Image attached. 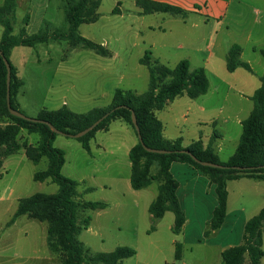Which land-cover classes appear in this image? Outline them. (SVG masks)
<instances>
[{
    "label": "rangeland",
    "instance_id": "374dc122",
    "mask_svg": "<svg viewBox=\"0 0 264 264\" xmlns=\"http://www.w3.org/2000/svg\"><path fill=\"white\" fill-rule=\"evenodd\" d=\"M35 4H40V0H36ZM46 4L50 6L49 11L54 22L50 32L57 34L67 31L65 14L60 9L61 0H46ZM110 6L111 1L106 0L100 8L103 20L97 24L84 25L80 34L97 40L110 35V28L105 26L107 24L105 19L110 17L108 15ZM25 15L26 10L19 9L17 16L16 13L11 16L13 32L19 36L25 32L29 35L39 32L40 28H35L34 33L25 31ZM4 32L5 28L0 20V40ZM194 37L191 31L178 35V38L184 40L187 51H192L182 57H191V71L204 67L213 87H217L219 91L214 95L195 100L188 96L178 98L163 111L156 113L165 126V136L181 137L185 144L199 140L202 136L214 134L215 124H211V121L220 116L218 106L226 96L225 83H231L239 92L247 93L251 87L244 82L245 78L259 81L245 69H241L237 76L227 71L226 52L231 46L230 38L221 35L216 41H208L206 44L193 42ZM140 56V50L137 48L116 55L114 58H105L92 50H86L81 45L73 46L64 40L48 46L39 44L35 47H17L11 52L10 60L16 67L19 78L24 82L16 98L18 109L30 118H37L44 109L58 110L64 106L83 114L107 104L110 100L106 97L107 94H111L116 88L144 94L149 89L150 73L140 64ZM161 56L160 62L165 66L169 65L171 69L176 67L182 58L179 55ZM262 61L264 63V59ZM254 69L258 74L263 71L256 62ZM170 81L171 77L162 78L159 85L163 86ZM234 94L228 102L235 101L236 105L240 98L239 94L236 96ZM201 107H205L207 111L203 113ZM227 110L233 113L236 108ZM11 122L7 116L1 119L3 127ZM127 126L117 122L112 127V135L100 134V139H105L109 147L108 151L92 148V152L89 153L77 139L63 135H58L54 143L55 147L66 154L67 163L63 168V174L79 182V197L76 200L82 203L104 202L112 205V208L107 210L87 209L80 212V224L89 220V227L83 228L78 237L79 241L83 243L89 256L111 253L118 247H130L137 251L135 256L125 259L121 264H177L174 260L175 245L173 244L176 236L171 229L174 224L173 213L170 212L165 216L157 232L151 231L153 223L145 207L149 201L156 200L158 186L162 180L159 178L148 189L140 194H134L137 192H134L127 179L130 159L129 156L124 155L131 146L138 144L134 129ZM221 131L227 138L228 150L224 157L222 156L225 158L229 152L231 154L236 150L241 133L238 135L237 127L233 124L223 125ZM17 141L20 145L38 147L41 143V135L23 129ZM110 151L117 152L121 156L112 158L109 156ZM4 160V166L0 171V264H12L11 260L23 264H60L64 254H54L50 251L47 244L46 222L25 216L16 226L12 228L10 226L20 199L38 193L51 195L58 192L59 186L56 183L34 180L37 172L47 170L48 159L43 157L39 164H34L22 149ZM159 171L158 163L154 164L151 168V176H157ZM183 178L184 176H181L179 180L184 182ZM212 197L216 198L215 188ZM135 199L139 200L136 209L132 206ZM208 200L211 202L212 198L209 197ZM202 212L207 214L206 209ZM199 222L203 223L193 219V227L201 226ZM204 238L212 240L213 236H204ZM16 254L23 256L24 259L16 260L14 258ZM186 256L189 264H199L197 254L187 253ZM34 257L40 260L29 259ZM246 261L249 263L248 257Z\"/></svg>",
    "mask_w": 264,
    "mask_h": 264
},
{
    "label": "trees",
    "instance_id": "16d2710c",
    "mask_svg": "<svg viewBox=\"0 0 264 264\" xmlns=\"http://www.w3.org/2000/svg\"><path fill=\"white\" fill-rule=\"evenodd\" d=\"M66 1V0H65ZM101 0H78L75 4L67 2L65 17L68 30L60 33H51L49 29L39 34L17 36L13 33L11 16L17 9V0H3L0 5V20L5 28L4 36L0 40V50L9 60L12 68L11 105L18 109L17 95L24 82L18 76L16 67L10 60L13 49L17 47H35L47 44L53 40H64L73 46L81 45L85 49L95 51L101 56H109L110 51L104 46L88 40L78 33V28L83 23H93L99 19L98 9ZM138 4L145 13L165 12L174 15H183V11L172 5L149 0H138ZM242 48L234 45L227 54V70L235 72L242 67L252 73L248 63L241 60ZM264 57V48L261 50ZM141 64L149 69L150 85L144 94H136L131 90L117 89L113 101L107 108H96L85 114H78L64 106L58 110L44 109L37 119L53 124L58 130L66 134H77L99 120L106 113L114 110L108 118L101 122L86 136L77 139L85 150L91 153L90 142L98 131H108L110 125L117 120L123 121L132 127L138 137L132 120L135 112L141 135L145 146L152 149L168 150L169 154L150 153L145 150L138 139V144L130 151L132 163L131 187L142 190L149 187L159 178L162 180L156 200L151 204L149 212L153 217L151 231L156 230L157 222L167 212H173L175 222L173 232L180 234L186 223V217L177 197L179 184L171 173V165L175 162L187 163L201 171L216 185L218 205L213 213V218L205 236H211L219 230L227 216L228 182L242 178L264 180V75L260 78L261 85L251 97L254 109L250 116L242 122L243 133L234 155L227 161L220 160L212 147L204 148L201 141L193 142L189 147H184L181 139L166 140L163 136V123L156 116L157 111L163 110L167 103L178 97L187 95L196 99L205 95L209 90V80L204 68L190 71L188 60L180 61L175 68L170 69L159 61L153 60L148 53ZM7 67L0 56V171L4 159L25 150L27 158L34 164H39L43 157L49 161L47 170L37 172L34 180L37 182L52 181L59 186L55 194H34L19 200L18 209L11 220V224L21 216L46 222L48 224L47 244L54 254H64L60 264H121L125 259L137 254L130 247H118L111 253H100L89 256L79 235L83 228L89 227V220L80 224L79 214L87 209H104L103 202H78V182L65 176L63 168L66 163L65 152L54 146L57 134L50 127L42 123H33L11 115L7 107ZM171 77V81L163 86L159 85L162 78ZM7 116L12 121L5 127L1 125L2 117ZM23 129L30 133H39L41 143L38 147L20 145L17 138ZM188 150L199 160L207 161L229 169L205 167L196 163L193 158L181 151ZM158 163L159 173L151 176V168ZM234 167L247 168L244 171ZM263 230L264 209L250 219L245 226L243 243L239 246L226 249L221 255L220 264H244L248 255L250 264H263ZM182 258V245L176 244L175 259Z\"/></svg>",
    "mask_w": 264,
    "mask_h": 264
},
{
    "label": "crops",
    "instance_id": "0c3cea01",
    "mask_svg": "<svg viewBox=\"0 0 264 264\" xmlns=\"http://www.w3.org/2000/svg\"><path fill=\"white\" fill-rule=\"evenodd\" d=\"M35 1L36 0H20L19 2V0H17V9L15 13L17 16V12L19 9L26 10V15L24 16L25 26H26L25 31L26 30L30 32L33 31L32 33H34V31H36L34 30L35 28L36 29L40 28L39 32L34 33V34H39L45 29L51 30V28H53L54 22L51 16V11H49L50 6H47L46 0H40V4H35ZM77 1L78 0H69V2H71L72 4H75ZM110 1H111V6L109 7L110 10L108 13L110 17L105 19L107 21V24H105V26L110 28V33H111L110 35H106L101 40H97L95 38H92L91 36H82L80 34L81 33L80 30L84 25L97 24L98 22L103 20L104 17L102 13H100V8L101 5L104 2H106V0H101L100 7L98 9L99 19L93 23H83L78 28V33L80 36L88 40H91L96 44L102 45L107 50L110 51L109 56H101L94 51L97 55L101 57L114 58L116 55H120L132 49L135 50L137 48H139L141 53L139 60L140 64H141V59H143L145 55L148 53L151 54V58L153 60H157L159 62H160L159 59H161L162 57L161 55H165V56L168 55L170 57L179 55L180 57H182V55H188L189 52L192 51L189 50L187 51V48L185 47V44L183 42L184 40L178 38V35L186 31H191L195 36L194 39L192 40L193 42L196 43L199 42V43L207 44L208 41L209 42L213 40L216 41V39H218V37H220L221 35H225L226 37L230 38L231 46L230 48H228L226 52V69H227V54L229 50L234 45L241 46L242 48L241 60L245 63H248L252 68L253 72L250 73L249 71L247 70L246 71L249 74H251V76L257 77L259 81H256L255 79L245 78L244 82H246V84L250 85L251 87V89L247 93L239 92L238 90H236L237 87L231 83H225L226 96L223 98L222 102L219 103L220 105L218 106L219 108L218 114H220V116L219 118L216 119H214L213 117L214 120L211 121V124H215L214 134L212 136H205V137L202 136L201 139L199 140H193L189 144H185L183 138L181 137L180 138L166 137L164 134L165 128L163 129V136L166 140L173 141V140L181 139L184 147H189L193 142L201 141L205 149L208 147H212L215 153L220 158V160L223 162H227L234 155L238 146L234 152H231V154L229 152V154H227V156L223 158L224 157L223 155L226 153V150L228 149L226 143L227 138L223 133V131H221V128H223V125L233 124L237 127L238 135H240L241 133L242 136L243 133L242 122L250 116V114L254 109V103L251 97L253 96L255 91L260 87L261 85L260 78L264 75V63L262 61L264 57L261 54V50L264 48V0H149L158 3H165L177 7L183 11L184 13L183 15L182 14L174 15L165 12L145 13L144 9L138 4V0H110ZM2 3L3 0H0V5ZM66 4L67 2L65 0H61L60 9L64 11V14H65ZM65 21H66V17H65ZM67 27L68 24L66 22V28ZM13 33L17 35L15 32ZM25 34L29 35L27 34V32H25ZM56 42L57 41L53 40L47 43L46 45L47 46L50 44L54 45L56 44ZM86 50H90V49H86ZM194 51L196 50H193V52ZM185 59L191 63L190 56L182 57L179 60V62ZM255 62L260 64L261 70H263L261 71L262 72L261 74H258V72H256V70L254 69ZM160 64L162 63L160 62ZM143 66L148 69L147 66L145 65ZM198 68H204V67L201 66ZM241 69L244 68L240 67L233 73H230L228 70L227 71L230 74L237 76ZM204 70L207 74L205 68ZM117 89L120 88H116L111 92V94H107L106 97L110 99L107 101L108 102L107 104H104L103 106L96 108L104 109L109 107L113 101V97ZM218 91L219 89L217 87L214 88L209 80L208 92L205 95H202L198 98L214 95V93ZM233 94L235 96L236 94H239L240 99L236 105H235L236 103L235 101L228 102ZM185 96L187 95L178 98H182ZM175 100L168 102L166 107L170 106ZM64 104H66V102H64ZM233 108H236V111L233 113L227 110ZM201 110L203 111V113L207 111L205 107H201ZM220 121L221 123L219 124ZM117 122H121L122 126H127L123 121L117 120L110 125L108 131H98L96 133L95 138L90 142L91 152H92V148H96L99 151L102 150L108 151L109 147H107V143L105 139H100V134L103 133L105 135H112V130H113L112 127ZM163 127H165L164 124ZM240 129H242L241 132ZM237 143L238 141L236 142V144ZM134 146L135 145L131 146V148L125 153L124 155L125 157L129 156L128 158L130 159V151ZM109 156L112 158L113 157L118 158L121 156V154L110 151ZM66 163H67V158H66ZM128 167L130 171L127 179L128 181H130L131 184V174H132L131 160L128 162ZM171 173L179 184L177 190V197L179 199V202L182 206V209L186 217V223L181 233L175 234L173 232L176 236V238L173 240V244L175 245V253H176V244L179 243L182 245V258L180 260H176L174 254L175 262L177 264H189V259L186 256V254L190 253V254H197L199 256V261H198L199 264H220L222 253L228 248L239 246L243 243L245 226L247 222L250 219H252L254 216L258 215L261 212V210L264 209V180L242 178L228 182L227 216L225 222L219 230L215 231L212 234L213 236L212 240H205L204 238L205 232L209 228V225L213 218L214 210L218 205L217 194L215 199L212 197L214 188L216 193V185L213 184L210 181V179L207 176H205L201 171L195 169L193 166L187 163H179V162L173 163L171 165ZM181 176H184L183 178L184 182H181V180H179V177ZM200 184L202 185V187H200ZM159 186H158V193H159ZM149 187L139 191L134 190V192H137L134 194H140ZM209 197L212 198L211 202L208 200ZM154 201L155 200H152L145 204V207L146 209H148V211L151 204ZM106 204H107L106 208L99 210H107L108 208L110 209L112 208V205L110 206L108 203ZM132 206L134 207V209H136V207L139 206V200L135 199V201H133L132 203ZM204 209L207 210V214L202 212L204 211ZM168 213H170V211L167 212L165 216ZM165 216L157 222V227L155 230L156 232L157 229L160 228L161 221L165 218ZM22 217L25 216L19 217L17 220H15L13 224H11L10 222L11 228L16 226ZM150 219L152 220L153 223V217L151 214H150ZM193 219L203 221V223L199 222L201 226H198L197 228L193 227ZM173 222H175V215L173 217ZM171 229H173V226ZM26 236H28V234H26ZM263 251H264V230H263ZM247 257L248 255L245 256L244 264H250V259H249V263H247L246 261ZM14 258H16V260H19V258L21 260L24 259V257L19 254H16ZM29 259L31 261L40 260L35 257ZM11 261L12 264H23L20 262L16 263L13 260ZM263 264H264V257H263Z\"/></svg>",
    "mask_w": 264,
    "mask_h": 264
},
{
    "label": "water",
    "instance_id": "95a60500",
    "mask_svg": "<svg viewBox=\"0 0 264 264\" xmlns=\"http://www.w3.org/2000/svg\"><path fill=\"white\" fill-rule=\"evenodd\" d=\"M0 56L3 58V60H4L5 64H6V67H7V72H8V74H7V107L9 109V112L11 113V115H13L15 117H18V118H21V119H24V120H27V121H30V122H33V123L46 124L57 135H63V136L74 138V139H80V138L86 136L87 134H89L92 130H94L101 122H103L106 118H108V116L114 111V110H112V111L106 113L99 120H97L95 123H93L90 127H88L87 129H85V130H83V131H81V132H79L77 134H74V135L66 134V133L61 132L60 130H58L50 122H47V121H44V120H40V119H37V118H30V117L26 116L25 114H23L21 111L14 109L12 107V105H11L12 68H11V64H10L9 60L4 56V54H3V52L1 50H0ZM132 120H133L134 127H135V129L137 131V134H138V139H139L140 143L143 145V147L145 148V150L147 152L156 153V154H169V153H171V151H168V150L152 149V148H149V147L145 146V144L143 142V138H142V135H141V130H140V127H139L138 120H137L135 112H132ZM181 152L190 155L196 163H198V164H200L202 166H205V167H212V168H217V169H229L230 168V167H227V166H223V165H219V164H215V163L199 160L195 155H193L188 150H183ZM234 169L240 170V171H244L247 168L234 167Z\"/></svg>",
    "mask_w": 264,
    "mask_h": 264
}]
</instances>
